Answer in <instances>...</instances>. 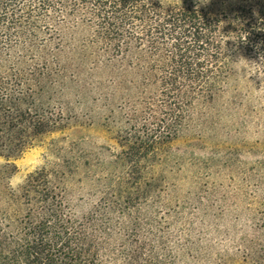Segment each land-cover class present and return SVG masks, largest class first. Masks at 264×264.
Listing matches in <instances>:
<instances>
[{
	"label": "trees",
	"instance_id": "trees-1",
	"mask_svg": "<svg viewBox=\"0 0 264 264\" xmlns=\"http://www.w3.org/2000/svg\"><path fill=\"white\" fill-rule=\"evenodd\" d=\"M240 59V101L220 106ZM70 97L125 113L119 170L82 213L67 182L84 154L63 150V167L30 172L0 213V264H176L183 244L149 174L209 113H254L264 133V0H0V155L60 129Z\"/></svg>",
	"mask_w": 264,
	"mask_h": 264
},
{
	"label": "rangeland",
	"instance_id": "rangeland-1",
	"mask_svg": "<svg viewBox=\"0 0 264 264\" xmlns=\"http://www.w3.org/2000/svg\"><path fill=\"white\" fill-rule=\"evenodd\" d=\"M231 67V86L220 106L229 99L237 103L244 90L245 62L240 59ZM70 98L63 100L60 129L40 136L16 159L0 155V213L11 211L8 197L30 172L51 160L63 167V150L84 154L79 178L67 182L79 213L99 198L104 181L98 179L109 168L119 170L110 162L120 150L117 133L125 113L109 112L102 101L82 104ZM209 114L202 132L189 124L183 127L159 153L164 160L149 174L157 183L160 212L183 244L175 263L264 264L263 130L254 113Z\"/></svg>",
	"mask_w": 264,
	"mask_h": 264
}]
</instances>
